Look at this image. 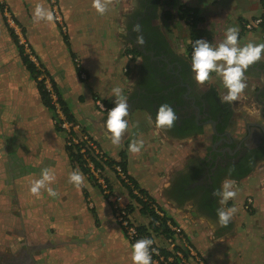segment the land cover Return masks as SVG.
<instances>
[{"label": "crops", "instance_id": "0c3cea01", "mask_svg": "<svg viewBox=\"0 0 264 264\" xmlns=\"http://www.w3.org/2000/svg\"><path fill=\"white\" fill-rule=\"evenodd\" d=\"M66 1L58 0L66 35L60 33L55 21L33 22L35 4L49 7L46 1L9 3L27 31L36 65H40L38 69L52 79L73 119L110 160L124 162L128 177L179 224L203 264H264V233L260 237L255 229L241 227L236 222V212L231 222L222 227L212 210L202 214L190 200L179 199L188 162L204 158L208 142L199 134L188 136L180 132L177 123L182 120L181 102L170 101L171 87L161 83V76L168 71L150 65L147 54L135 44L137 33L132 31L136 24L141 30H148V34L141 32L146 48L157 56H168V70L177 69L178 64L190 68L189 40L202 37L215 46L223 40L229 25L239 27L241 44L264 42V0H106L107 11L100 17L107 33H100L96 39L80 36L76 42L69 36L64 14L74 11L77 5ZM181 7L194 12L192 24L185 21ZM257 16L262 18L261 25L244 29V20ZM82 23L89 25L86 20ZM60 40L67 50L64 61L60 58ZM86 47L95 50L90 53L94 63L83 53ZM98 56L103 63L96 72ZM74 59H78L85 79L77 75ZM245 77L246 88L232 102L233 110L239 113L235 117L239 119L236 135L244 131L243 120L260 123L264 59L250 65ZM44 82L50 91L47 80ZM201 85H210L221 98L226 92L215 74ZM114 86L123 89L130 108L128 129L119 147L111 144L103 127L107 113L97 109L92 100L96 94L113 104ZM50 93L55 103L57 97L54 99ZM161 103L171 105L176 112L177 120L171 129L157 128L153 123ZM54 118L53 111L43 103L37 82L23 63L0 11V264H132V247L115 222L106 196L70 156L66 133L56 126ZM136 138H142L144 146L141 152L131 153L128 144ZM45 167L55 173L51 186L57 191L56 197H50L43 189L39 197L29 192L30 182ZM75 169L85 176L86 182L79 188L68 182L69 172ZM103 173L114 191L126 193L125 185L119 184L110 167L104 166ZM234 182L237 195L231 200L236 203L252 192L250 189L264 185V163ZM131 199L126 196L123 201L130 204ZM87 200L91 201L90 206ZM133 204L131 217L147 228L150 217L146 219L147 214L137 201ZM229 206L228 201L224 207ZM231 207L236 209L235 205ZM154 233L157 242L165 243L160 231Z\"/></svg>", "mask_w": 264, "mask_h": 264}, {"label": "flooded vegetation", "instance_id": "af4514ba", "mask_svg": "<svg viewBox=\"0 0 264 264\" xmlns=\"http://www.w3.org/2000/svg\"><path fill=\"white\" fill-rule=\"evenodd\" d=\"M141 32L148 34L145 28ZM141 48L150 65L168 71L161 76V83L171 87L170 101L181 102L182 120L177 123L180 132L188 136L199 134L208 142L205 157L188 162L178 197L190 200L199 213H211L212 209L216 216L214 209L218 206V197L213 191L219 189L226 178L240 180L264 163V102L259 109L260 123L252 125L243 120L244 131L236 135L235 125L239 119L235 117L239 113L233 110L232 103L222 102L219 96L215 98L210 85L197 84L188 65L178 64L177 69L168 70L171 67L168 56L155 55L152 49L147 50L145 43ZM206 204H211V209Z\"/></svg>", "mask_w": 264, "mask_h": 264}, {"label": "clouds", "instance_id": "9594fccd", "mask_svg": "<svg viewBox=\"0 0 264 264\" xmlns=\"http://www.w3.org/2000/svg\"><path fill=\"white\" fill-rule=\"evenodd\" d=\"M92 7L98 14L103 15L107 11L106 0H92ZM34 23L46 21L53 23L55 12L42 3H36L32 13ZM132 31L136 32L135 44L142 46L144 36L141 34L139 24L133 26ZM190 69L193 73V80L197 84H205L211 79V74L220 78L223 88L226 90L222 96V102L232 103L236 101L246 88L245 72L250 65L264 59V42L240 43L239 27L229 25L225 28L224 38L217 45L213 46L204 38H197L191 41ZM139 61V60H137ZM113 107L107 111V116L102 120L103 127L113 146L119 147L123 134L128 129L129 102L128 96L124 94L120 86L111 89ZM149 119H152L149 117ZM177 120V115L171 105L161 103L158 105L153 123L157 128L171 129ZM144 146L142 138L133 139L128 144L131 153L141 152ZM55 173L48 167L42 168L38 178L30 182L29 192L39 197L43 189L50 197H56L57 191L51 186L55 181ZM68 182L79 188L85 184V176L79 169L70 171ZM234 181L225 179L220 188L213 191L218 197L221 207L216 209L217 224L226 227L232 220L236 211L234 207H224L227 202L236 197L237 191L233 188ZM154 241L145 237L136 240L132 244V264H152V254L156 249L152 248Z\"/></svg>", "mask_w": 264, "mask_h": 264}, {"label": "built area", "instance_id": "2783aa9c", "mask_svg": "<svg viewBox=\"0 0 264 264\" xmlns=\"http://www.w3.org/2000/svg\"><path fill=\"white\" fill-rule=\"evenodd\" d=\"M49 1L51 3L52 9L55 12V18L60 20L61 15L58 12V5L56 3V0ZM180 12L185 13L184 19L187 23L192 24L194 22L195 15L192 10L186 9L185 7H181ZM6 20L7 22H9L7 18ZM261 23L262 18L260 16H257L248 20H244L242 25L244 29L251 30L256 27H259ZM262 36L264 37V32ZM191 41L192 40H189L187 44V53L189 57H191L192 52ZM128 56L129 58H132L134 55L130 53L128 54ZM79 74L80 77L85 78V74L83 71H79ZM92 100L96 108L105 113H107V111L113 107V104L108 101H105L99 96H94ZM54 105L57 113V116L54 120L58 124L60 129L66 133V145L68 147H73L77 150L78 154L84 161L87 171L86 175L95 179V181L101 186L103 194L106 196L107 200H109L112 204L114 219L119 225L122 233L124 234L126 240L129 242L130 246H132V244L136 240L148 237L154 241L152 248L156 249V251L152 254V264H166L168 261H171L173 258L172 255L165 256L161 250L162 248L172 250L177 245L182 247L188 255L186 258L182 250L173 251V254L178 259H180L181 264H203L201 259L197 257L194 253L193 247L191 246V244H189L182 228L178 224L172 222L171 219L167 218L165 220L164 227L168 230L167 234H164L161 230H159L165 241V246H161L158 244L155 238V233L152 229L145 231H141L139 229V226L132 220L130 216V209L128 204L123 201L122 196L110 189L109 184L104 176L103 168L104 166H107L105 161H109L110 158L99 147L96 141L87 132L82 130L79 123L66 117V115L60 109L56 99ZM94 160L99 161L101 163V166L97 165ZM108 167L111 168L115 176H117L123 184L130 188L131 194L135 195L137 198H140L142 201H146L147 204H149V207L159 217L164 216V212L158 208L156 203H152L150 200L147 199L145 195H142L139 190L133 186L126 171L123 169L122 165L118 161H113ZM253 201L254 200L251 198V196L247 195L244 198L243 207L249 208L250 206H253ZM156 224H158V222H156ZM190 258L193 259V263L189 260Z\"/></svg>", "mask_w": 264, "mask_h": 264}, {"label": "rangeland", "instance_id": "374dc122", "mask_svg": "<svg viewBox=\"0 0 264 264\" xmlns=\"http://www.w3.org/2000/svg\"><path fill=\"white\" fill-rule=\"evenodd\" d=\"M42 1H46L45 4L46 5L49 4L48 5L49 8L52 9L51 3H50L49 0H42ZM71 1H73L74 2L73 5L74 6L77 5V7L75 8L74 11L70 10L68 15L64 14V17H65V20H66L69 36L72 39V41L76 42V39L80 38V36H84V38L94 37L96 39V36L99 35L100 33H105V34L107 33L102 28V25L104 23L101 21L100 14H98L93 9V7L91 6L92 0H67L66 3H70ZM56 3L58 5V0H56ZM0 11H2L4 13V17L9 20L8 24L14 29L15 33L17 34L19 43L22 44L24 46V48H25V53L27 55H30L32 61H34L36 63L37 59H36V56H35L34 51L32 49V46L30 44V41L28 39V36L26 35L27 31L24 28V26L22 25V23L18 22L16 16L13 13V10L11 9L9 0H0ZM82 20L83 21L86 20L87 22H89V25L82 23ZM54 21L57 22V24L59 25L60 30H61L60 33H63V35H66L67 34L66 26H65V23L63 21L62 16H61L60 20L55 18ZM94 41L98 42L97 40H94ZM60 42L62 44L60 46V48H59L60 49V58H61V60L64 61V55H67L66 54L67 50H66L65 45L63 44L62 40H60ZM93 51H95V50L92 49V48L90 50H88L87 47L84 48V51H83V53H85V56H87V60H89V62H91V63H94V59L90 56V53H92ZM73 63L75 65V69L77 70V75L79 76V78L80 79H85L86 76H85V78L80 77L79 71H80L81 68L77 66V64H79L78 59H76V60L74 59ZM102 63H103V60L101 59L100 56H98L97 59H96V63H95L96 67H94L96 72H97V69H99L101 67ZM37 66H39V68H40V65L38 63H37ZM52 70H53V66H52ZM39 71L41 73L43 72L42 69H39ZM41 78L47 80V84H49V89L52 92V94L54 96V99H55L56 95L53 93V91L51 89V86H50L51 78H49L47 75H43V74L39 75L38 79H41ZM94 96H98V95L93 94L92 99H93ZM53 115H55V118H56V116H57L56 110L53 111ZM71 119L73 121H76L77 123H79L77 120L73 119L72 116H71ZM81 128H82V126H81ZM83 131H85V130H83ZM65 144H66V139H65ZM83 171H84V174H86V172H87L86 169L83 170ZM115 177L117 178L119 184L122 186L123 183L120 181V179L117 176H115ZM93 181L97 185L99 190L101 191L102 195L104 196L101 186L95 181V179H93ZM236 184H237V182H234L233 187H236V186H234ZM124 187H126V189H127L126 193H124V194L114 191L111 187H110V189L113 190L114 192H116L117 194H119L120 196H122L123 199L126 198V196H127V197H129L130 200H132L131 199L132 198V196H131L132 194L129 192L128 187L126 185ZM260 187L261 188L258 187V188L250 189L252 192H248V194H247V195H250L251 198L254 200L253 201V203H254L253 206H250L249 208H244L243 207V201H244L243 198L244 197H243L242 200L241 199L237 200L236 203H234L233 200L230 199L229 200V204H230L229 207H231L232 205L233 206L235 205V207H236V211H235L236 212L235 213L236 222L241 227H243L244 229H245V227L246 228H253V229H255L254 231L256 232V234H259V236L261 237L262 233H264V185L260 186ZM242 195H241V197H242ZM133 201L136 202L134 198H133ZM133 201L130 204H128L129 209H130V216H131V212H132L131 208L133 207V209H134V204L135 203L133 204ZM107 202L109 203V205L111 207L112 216L114 218L112 204H111V202H109V200ZM89 203H91V201L87 200V204L90 206ZM125 203H127V201H125ZM91 206H92V204H91ZM136 206H137V208H139V212H140V207L138 205H136ZM148 216H149L148 214L145 215L147 220L149 219ZM132 220L137 224L135 219L132 218ZM258 231H259V233H258ZM123 236H124V234H123ZM158 244L161 245V246H165V243H163V242H159L158 241ZM189 260L193 263V259L190 258Z\"/></svg>", "mask_w": 264, "mask_h": 264}, {"label": "trees", "instance_id": "16d2710c", "mask_svg": "<svg viewBox=\"0 0 264 264\" xmlns=\"http://www.w3.org/2000/svg\"><path fill=\"white\" fill-rule=\"evenodd\" d=\"M1 13H2L3 19H4V21H5V25H6V27L8 28V30H9V32H10V35H11V37H12L14 43L16 44V46H17V48H18V50H19V53H20V56H21V59H22L23 63L26 64V67L28 68V70L30 71V73L33 75L34 79H35L36 82H37L38 91H39V94H40V97H41L43 103H44L47 107H49L50 110H52V111L56 110L55 105H54V102H53V100H52V98H51V93H50V91L46 88V85H45L44 79H43V78L38 79V77H39V75L41 74V72L39 71V69H38L36 63H35L34 61H32V60L30 59L29 55H27V54L25 53V48H24V46H23L22 44L19 43V40H18V36H17V34L15 33L14 29L8 24L6 18L4 17V13H3L2 11H1ZM188 57H189V56H188ZM189 58H191V57H189ZM50 82H51L52 90H53V92L55 93V95H56V97H57V102H58V104H59L60 109H61L62 112L66 115V117H68L69 119H71V115H70V113H69V111H68V108H67V106L65 105L64 101L61 99L59 93L57 92V89H56V87H55L54 82L52 81V79L50 80ZM210 92H211V94H212L215 98L219 99V97H218V95H217V92H216V90H215L213 87L211 88ZM110 103L112 104V102H110ZM225 110H226V109H225ZM226 111H227V110H226ZM228 112H229V111H228ZM54 119H55V118H54ZM56 126L60 129V127H59L58 125H56ZM67 147H68V146H67ZM68 149H69V154H70V156L72 155V157L75 158V160H76V161L78 162V164L83 168V170H85L86 167H85L84 161L82 160L81 156L78 154L77 150H76L75 148H73V147H68ZM94 161H95V163H96L97 165H100V166H101V163H100L99 161H97V160H94ZM113 161H114V160H109V161H107V162L105 161V163L107 164V166H109V165H111V163H112ZM118 162L122 165L123 169L126 171V168H125V164H124V162H123V161H118ZM250 169H251V168L246 169V170L243 172V175L246 174ZM130 180H131V183L133 184V186H134L135 188H137V189L139 190V192H140L142 195H145V196L147 197L148 200H150L152 203L155 204V201H154V199H153L151 196H149L145 191H143L141 188H139V187L137 186V184L132 180V178H130ZM128 190H129V192H131V191H130V188H128ZM131 196H132V198L135 199V201H137V203H139V204L141 205V210H142L144 213L148 214L149 217H150V221H149V223H148V225H147V228H145L144 226H139V229H140L141 231H145V230H147V229H152L154 232L161 230L162 233L167 234V233H168V230L164 227L165 220H166L167 218H169V219L172 220V222L175 223V221H174L170 216L165 215V213H164V216L159 217V216H158V215H157V214H156V213H155V212L149 207V204H147L146 201H142L140 198H137V197H136L135 195H133V194H132ZM156 205H157V204H156ZM206 205H207V204H206ZM157 206H158V205H157ZM207 207H208L209 209H211L212 205H211V204H208ZM158 208H159L160 210H162L159 206H158ZM211 210H212V209H211ZM162 211H163V210H162ZM214 213H215V215H216V211H214ZM156 222H158V224H156ZM174 250H182L184 256H185V257L188 256V255H187V252H186L185 250H183V248L180 247V246H178V245L175 246L172 250L167 249V248H162L161 251H162V253H163L165 256L172 255V257H173L172 260H171V261H168L166 264H181L180 259H178V258L173 254V251H174Z\"/></svg>", "mask_w": 264, "mask_h": 264}, {"label": "water", "instance_id": "95a60500", "mask_svg": "<svg viewBox=\"0 0 264 264\" xmlns=\"http://www.w3.org/2000/svg\"><path fill=\"white\" fill-rule=\"evenodd\" d=\"M144 52V51H143ZM252 125L254 124V123H251Z\"/></svg>", "mask_w": 264, "mask_h": 264}]
</instances>
